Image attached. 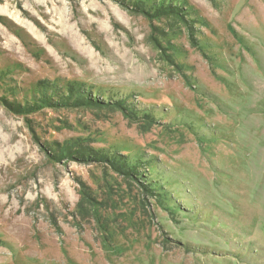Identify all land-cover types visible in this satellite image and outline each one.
<instances>
[{"label":"rangeland","instance_id":"rangeland-1","mask_svg":"<svg viewBox=\"0 0 264 264\" xmlns=\"http://www.w3.org/2000/svg\"><path fill=\"white\" fill-rule=\"evenodd\" d=\"M0 264H264V0H0Z\"/></svg>","mask_w":264,"mask_h":264},{"label":"trees","instance_id":"trees-1","mask_svg":"<svg viewBox=\"0 0 264 264\" xmlns=\"http://www.w3.org/2000/svg\"><path fill=\"white\" fill-rule=\"evenodd\" d=\"M83 157L84 158H91V159H94V160H107V161H112V163H114L115 167L118 168L119 171L125 170L127 172L129 171V173H130V171H132L131 169L135 167V166L128 165V163H127V165H125V162H123V161L121 162V161H119L117 159L108 160V158H106V156H103V157L99 156L100 158L91 157V156H88V157L83 156ZM141 183H143V185L146 186V183H144L143 181ZM146 188L148 189V187H146Z\"/></svg>","mask_w":264,"mask_h":264}]
</instances>
